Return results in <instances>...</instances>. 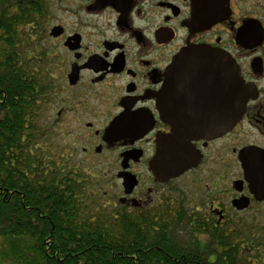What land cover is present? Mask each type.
I'll return each instance as SVG.
<instances>
[{"label": "flooded vegetation", "instance_id": "flooded-vegetation-1", "mask_svg": "<svg viewBox=\"0 0 264 264\" xmlns=\"http://www.w3.org/2000/svg\"><path fill=\"white\" fill-rule=\"evenodd\" d=\"M69 1L68 25L41 20L65 50L41 59V149L51 137L62 168L98 171L81 187L117 213H181L186 237L190 218L207 235L242 225L264 237L244 221L264 219V0ZM238 103L240 120L218 134ZM170 141L192 164L165 181L151 163Z\"/></svg>", "mask_w": 264, "mask_h": 264}, {"label": "trees", "instance_id": "trees-1", "mask_svg": "<svg viewBox=\"0 0 264 264\" xmlns=\"http://www.w3.org/2000/svg\"><path fill=\"white\" fill-rule=\"evenodd\" d=\"M44 19L45 0H0V264H264L259 233L207 235L190 218L186 237L181 213H117L41 149Z\"/></svg>", "mask_w": 264, "mask_h": 264}, {"label": "water", "instance_id": "water-1", "mask_svg": "<svg viewBox=\"0 0 264 264\" xmlns=\"http://www.w3.org/2000/svg\"><path fill=\"white\" fill-rule=\"evenodd\" d=\"M62 29L60 27H56L52 30L51 36L54 38L59 37L62 34ZM69 42V40H68ZM66 43V46L69 45V43ZM184 51H201V52H210L213 51V49L207 47V46H191L188 48H185ZM189 56L183 55L181 59L187 58ZM212 56H206V57H200V58H210ZM233 80L232 83L238 82V90L240 91V85H241V80H240V75L239 71L237 69V73L233 71ZM235 76H237V80L235 79ZM236 80V81H235ZM240 84V85H239ZM238 114L235 116L233 119L229 121H223L221 123L220 128L218 129V134L225 133L232 129L237 122L240 120L241 117V110L244 108V105L242 106L240 103H238ZM168 144V145H167ZM166 145L164 144L157 155L156 159L151 163V170L154 172V174L159 178L163 180H168L171 178H175L180 176L186 169H189L191 167L192 161H184L180 158L181 152L177 153V151L172 152L171 147H172V141L168 142ZM191 163V164H190Z\"/></svg>", "mask_w": 264, "mask_h": 264}, {"label": "rangeland", "instance_id": "rangeland-1", "mask_svg": "<svg viewBox=\"0 0 264 264\" xmlns=\"http://www.w3.org/2000/svg\"><path fill=\"white\" fill-rule=\"evenodd\" d=\"M47 3V21L49 22V24L47 26H44L47 29H49V27L52 24H55L57 22H60L62 24H66L68 25L70 23V11H71V5H70V1L69 0H45ZM38 43V49H40V53L41 55H38V57H40V59L43 58V55L45 52H50L51 49L54 48V50L57 51H62L64 52V46L63 43L57 42L53 39H48V40H44L41 36V38H39L37 40ZM46 120V118H45ZM45 120H42V124L44 123ZM52 139V142H51ZM49 144H50V151H49V155L51 156V159L55 160L56 163L59 162V159L57 158L56 155H58V151L55 149V141L53 140V138L49 137V139H47ZM57 153V154H55ZM80 177L81 179H86L90 182H97L99 181V179L102 177V175L98 178H95L96 176H98L99 172L98 171H91L89 173H92L95 177L93 178L92 176H89L86 174V172L84 171H80ZM105 190V188H101V191L99 192L101 195H103V191ZM107 190V189H106ZM105 198L101 199V202L103 204L106 203ZM260 221V225H264V219H256V218H251L250 220H244L247 227H249L253 221ZM203 242L205 241L203 235L201 236ZM207 240V238H206ZM204 244V243H203Z\"/></svg>", "mask_w": 264, "mask_h": 264}]
</instances>
